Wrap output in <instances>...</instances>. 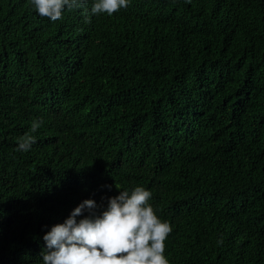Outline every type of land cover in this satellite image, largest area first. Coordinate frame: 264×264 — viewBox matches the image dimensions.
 Returning <instances> with one entry per match:
<instances>
[{
  "label": "trees",
  "instance_id": "1",
  "mask_svg": "<svg viewBox=\"0 0 264 264\" xmlns=\"http://www.w3.org/2000/svg\"><path fill=\"white\" fill-rule=\"evenodd\" d=\"M137 186L169 264H264V0H130L90 23L0 0V264H42L83 201Z\"/></svg>",
  "mask_w": 264,
  "mask_h": 264
},
{
  "label": "clouds",
  "instance_id": "2",
  "mask_svg": "<svg viewBox=\"0 0 264 264\" xmlns=\"http://www.w3.org/2000/svg\"><path fill=\"white\" fill-rule=\"evenodd\" d=\"M35 11L52 22L62 19L65 9H83L85 23L91 16H108L129 7L130 0H30ZM43 120H33L28 133L19 138L17 151L27 152L36 142L34 133ZM118 189V188H117ZM119 190V189H118ZM152 192L142 186L120 191L107 209L97 214V203L88 199L76 207L62 224L54 225L43 239L42 264H169L165 241L172 226L159 219L149 203ZM87 211L89 215L77 221Z\"/></svg>",
  "mask_w": 264,
  "mask_h": 264
}]
</instances>
